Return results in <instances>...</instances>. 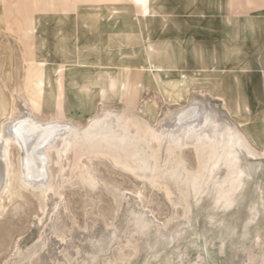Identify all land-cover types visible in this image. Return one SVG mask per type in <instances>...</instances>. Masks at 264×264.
I'll list each match as a JSON object with an SVG mask.
<instances>
[{
  "label": "rangeland",
  "instance_id": "374dc122",
  "mask_svg": "<svg viewBox=\"0 0 264 264\" xmlns=\"http://www.w3.org/2000/svg\"><path fill=\"white\" fill-rule=\"evenodd\" d=\"M151 53L171 69L160 87L137 74L144 69L136 62ZM119 68L146 84L132 100L108 88ZM58 77L63 120L80 128L109 111L157 129L198 102L258 153L260 160L244 151L243 165L264 164V0H0L1 110L21 94L38 121L56 119ZM1 110L0 127L10 118ZM145 147L157 157L144 171L103 155L83 157L77 169L74 151L59 160L54 149L42 192L22 186L11 144L0 264H264V170L245 178L225 208L201 187L208 175L191 141L172 154L166 144Z\"/></svg>",
  "mask_w": 264,
  "mask_h": 264
},
{
  "label": "bare ground",
  "instance_id": "6f19581e",
  "mask_svg": "<svg viewBox=\"0 0 264 264\" xmlns=\"http://www.w3.org/2000/svg\"><path fill=\"white\" fill-rule=\"evenodd\" d=\"M1 112L10 118L0 127V195L7 188L11 144H15L19 150L18 167L22 186L39 189L42 192L45 191L49 178V152L54 149L58 151L59 160L64 158L63 154L74 151L77 169L83 157L103 155L112 157L117 165L131 171H144L149 168L148 159L157 157V151L147 153L145 144L150 147V143L155 142L159 150L166 144L167 151L172 154L191 141L199 156L201 165L199 166L205 169L208 175L204 176L206 178L201 187L205 185L207 189L213 188L217 205L223 204L225 208L233 203L242 190L246 183L245 178L264 170V164L261 162L248 161L246 166L243 165L241 154L244 151L247 158L252 159H258V153L247 146L244 137L232 128V125L228 123L227 128L222 129L215 111L205 109L198 102L177 111L157 129L143 127L136 119L126 114L120 115L109 111H104L102 116L91 119L84 128L58 117L40 122L21 94L15 95L10 111L4 109ZM14 112L18 114L15 118ZM132 126L137 129L135 134ZM35 146H38L39 156L34 153ZM131 159L137 163L134 168L130 163ZM222 168L225 169V173L220 178L217 172H221ZM194 179L195 177H192L194 192L198 195L200 186L195 184ZM261 200L264 206V194Z\"/></svg>",
  "mask_w": 264,
  "mask_h": 264
},
{
  "label": "crops",
  "instance_id": "0c3cea01",
  "mask_svg": "<svg viewBox=\"0 0 264 264\" xmlns=\"http://www.w3.org/2000/svg\"><path fill=\"white\" fill-rule=\"evenodd\" d=\"M140 8L143 10V8L140 6ZM153 49L152 47H150ZM154 51V49H153ZM160 53H151L149 54L148 58H139L137 63V66L144 69V70H137V74H145L148 77L153 78V81L160 87L162 84L165 83V77L164 76H169L171 75V69L169 66H165L160 62L156 61V56H159ZM84 62H79L78 63V72L79 69H81L79 66L83 65ZM121 68V67H120ZM119 68V73L117 74L116 77H110L111 81L108 86L109 89H111L113 92L118 91L120 95H126L128 99H133V95H136L139 92L140 88L146 87V84L142 81H130V70H121ZM170 71V72H169ZM182 73V72H181ZM108 77V79H109ZM48 80V79H47ZM102 80V79H101ZM57 81L59 82V89L60 93H56L55 95V100H56V108H57V115L60 117L62 120L64 118V108H63V99L65 97V92L63 90L64 88V82L61 81V79L58 77ZM169 82V80H167ZM166 82V83H167ZM93 83V82H92ZM38 86H40L39 90L37 93H35L33 96L35 99L34 105L37 107L39 106L38 101L39 99H42L44 96V90H43V81H39ZM93 87L98 88V92L101 95V97H104L105 94H107V87L104 86V83L101 81H98L97 83H93ZM131 100H129L131 102ZM46 107V106H45ZM40 108V107H38ZM65 121V120H64Z\"/></svg>",
  "mask_w": 264,
  "mask_h": 264
}]
</instances>
